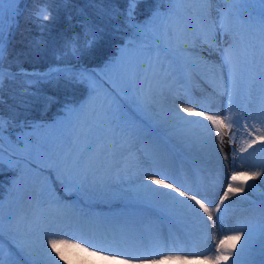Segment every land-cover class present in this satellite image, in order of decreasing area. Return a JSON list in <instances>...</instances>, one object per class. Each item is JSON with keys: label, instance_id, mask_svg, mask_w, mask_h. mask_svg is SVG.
<instances>
[{"label": "snow or ice", "instance_id": "6c2138e0", "mask_svg": "<svg viewBox=\"0 0 264 264\" xmlns=\"http://www.w3.org/2000/svg\"><path fill=\"white\" fill-rule=\"evenodd\" d=\"M67 2V0H64ZM92 5L100 4L97 9V16L102 21L105 18L111 20L121 15L119 9H109L103 7L105 0H88ZM143 0H127L128 8L125 16L128 28L131 30L129 39L118 48V55L109 60L100 70L99 74L89 73L82 70L74 73L70 69L51 68L42 74H29L21 72L26 78L29 87L24 88V94L35 95L31 92L32 85L37 83H57L63 79L65 86L72 84L87 83L90 95L87 103L75 105L65 103L62 111L64 117L58 123L51 125L52 132L48 137L34 141L32 136L35 129L44 128L42 124H30L21 122V127H29L32 132H21L17 136L15 151L12 155H18L26 163L34 155L50 160L60 177L61 184L67 189H75L83 192L89 190H100L107 186L112 179L114 170L120 168L117 162V130L118 125L113 117L116 111L124 107L123 98L127 97L146 116L148 123L141 121L142 131H150V123L155 120L161 126H167V130H184L188 126H199L211 136L215 130L216 137L222 138V130L232 129L234 126L240 127V120L245 121L243 129L252 137L247 147L252 148L258 141L264 144V0H226L231 7L226 8L218 20L211 17V9H194L192 7L183 8L181 11L177 5H211L214 0H154L158 5L167 4L168 7L156 8L145 22L136 21V7ZM20 0H0V103L3 102L2 90L5 79L16 80L18 73L11 69H5L4 57L6 44L4 39V20L6 15L5 5H9L7 15L9 18V30H11L15 17L19 12L18 8L11 7L18 5ZM237 5L254 7L240 8ZM34 16L37 20L48 21L51 14L46 7H40ZM84 27V47L93 48L98 41L103 39L104 28L102 24L88 20L83 23ZM47 27V25H40ZM120 26H116L119 31ZM219 32L225 41V46L221 50V62L219 65L209 64L203 61L212 82L217 88H223L228 95V114L222 118L219 113H212L210 109L201 108L196 110V106L181 107L177 112L175 109L156 110L158 103L157 96L162 85L174 74L173 65L177 54L183 57L190 48H195L198 43L207 44L212 47L216 43V35ZM78 39V38H77ZM73 55H79L81 46L76 40L69 41L66 45ZM189 59L193 63L199 62L202 58L198 55H191ZM227 75H224V72ZM109 77L111 87H106L102 77ZM29 76H38V79H27ZM259 81L260 95L259 102L255 108L256 117L253 120V127H250L249 114H242L239 118H233L234 110H239L235 105L236 98L240 95L244 85H248L249 96L253 82ZM100 101L99 108L97 102ZM107 104L105 110L104 105ZM252 110L247 108L245 113ZM180 112L189 116L202 117L211 124V129L204 125L201 120H190L180 115ZM12 121L6 120L0 115V172L3 171L5 160L4 140L5 132L11 126ZM67 132V135L64 133ZM235 133L230 136V143L234 142ZM11 143V140L9 141ZM63 145V147H58ZM246 151V149H244ZM253 152L264 153V147L253 148ZM151 154L159 159L166 158L165 146L162 143H154L151 147ZM253 153H249L252 155ZM12 155L9 156V168H21V162L13 163ZM233 171L228 178L227 188L223 195L219 197V203L213 209L212 202L205 197L197 198L196 193L189 190H181V186L175 185L174 181L165 182L169 177L162 174L148 175L147 179L151 183L162 185L167 192H161L151 187L148 183H141L137 186L138 193L145 200H157L163 198L173 209L177 206L186 209L197 220H199L207 231L209 225L204 221L196 210V206L207 217V221H219L221 216L228 211L233 204L238 201H231L230 197L245 192V187L251 191L258 187L256 184H248V180H255L264 177V166L261 170L236 169L233 152ZM243 161L244 157H240ZM118 175V174H117ZM158 177V178H157ZM21 176L14 180V185L21 182ZM264 184V179L261 180ZM47 187L42 192H49ZM171 193H178L177 199ZM18 203H22L28 196V190L23 192L17 190ZM248 197L241 196L240 200H247ZM187 201H192L189 204ZM225 201H230L225 203ZM43 204L42 199H36L32 207L39 209ZM254 212L259 213V218L255 222L249 221L243 227L231 229L232 234H225L215 245V254L204 256L210 264H225L231 260L232 264H264V199L252 203ZM221 215L213 216V212ZM55 221H49L43 213L33 210L31 212H17L13 207H9L7 215L4 212L3 199L0 197V264H4L2 238L7 230L11 238L17 243L21 252L28 257L35 255L36 246L42 253L39 262L33 264H55V258L49 253L51 249L56 257L64 259L63 251L74 248L80 251L89 252V248L94 249L90 255H98L103 249L96 248L95 245H88L86 240L77 236H70L66 232L60 233L53 229ZM211 227H216L215 222ZM27 235L28 239L23 236ZM62 237V238H61ZM243 237L244 242L240 244L239 251H236V244ZM79 241V242H75ZM259 256V261L254 256ZM105 260L117 261V264H166V262L176 261L178 264H186L187 257L184 255H160L159 257H134L122 256L115 253H108L101 257ZM18 264H25L24 260Z\"/></svg>", "mask_w": 264, "mask_h": 264}, {"label": "bare ground", "instance_id": "6f19581e", "mask_svg": "<svg viewBox=\"0 0 264 264\" xmlns=\"http://www.w3.org/2000/svg\"><path fill=\"white\" fill-rule=\"evenodd\" d=\"M8 6L9 5H5V9H7ZM177 7L182 10L186 8L184 5H177ZM216 40H218V37ZM217 46L218 45H214V47ZM198 47L200 46L198 45ZM191 51L189 56L195 54L202 58L197 62L200 64V68H195L191 64L188 56L181 57L180 54H177L173 65L174 74L168 79L167 83L162 85L157 96V100L160 104L155 105L156 110L160 111L163 109L167 111L170 109L169 107L167 109V105L162 103L163 99H159L161 93L165 89L172 93V96L179 95V100H183L182 102L186 103V107L195 105L197 111L201 108L210 109L208 114L219 113L222 118L224 115L228 114L227 92L223 88L216 87V84L212 82L203 63V61H208L209 64L219 65L221 60L215 56V53L207 55L201 47L199 50L192 49ZM181 60H185L186 62L185 74H195L194 76L196 78L194 79L196 85L194 86V90H192L193 87L189 85L188 80L184 79L185 74L182 75V72H180L179 61ZM87 72L98 74L94 70H89ZM224 75H227L226 70ZM182 90L187 91L188 94L191 92L192 95L189 96L190 99L184 97V93H181ZM223 92H226L225 96H219ZM259 93L260 84L257 80L253 82L251 96H249L246 84L242 87L241 93L235 101V105H238V107L243 105L252 110L250 112V121L252 122L255 119V108L259 102ZM246 95L250 99L241 103V100L244 99ZM135 110L141 112L138 109ZM222 112L224 113L223 116L221 114ZM118 113L120 114V112ZM190 117L191 120H201L204 125H207L208 128L211 129L212 126L210 122L203 120L202 117ZM239 117L240 114L238 110H234L233 118ZM241 124L240 120V125ZM151 126L158 130H167V126H161L155 120L150 123V127ZM187 128L190 127L188 126ZM194 128L199 130V136H193L194 140L190 141L189 138H186V133L185 136L179 135V142H177L180 147L182 145L183 148L190 151V156L181 155L177 152L178 150H172L174 156L170 155L168 146L164 144V139L156 135L152 130L144 133L143 131H133L131 129L126 136L123 135L125 134L124 131L120 132L118 136L120 142L117 144L116 149L117 162L120 164V168L113 171L112 179L106 187L96 191L89 190L88 192H83L73 190L72 192H67L69 189L61 184L57 171L50 172L47 171V167H43L45 165H42V167L38 166L44 173H49L53 176L52 179L54 180H52V183L44 181L40 184L39 179L33 181V183L26 188L28 190V196L24 198L23 202L18 203V201H14L15 203H11L9 207H13L18 213L35 210L38 213H43L49 221L56 220L52 230L60 233L66 232L70 236H77L82 240H86L88 243L82 245V247H88L90 244L95 245L96 248L103 249L104 251L101 252L107 254L115 253L122 256L134 257L173 255L171 250L174 249L178 252L176 255L186 256L189 264H210V261L204 259V256L214 255L215 245L218 240L225 234H232L230 231L231 228L229 227L230 221L234 226H245L243 222L246 217L247 208L252 207L254 201L258 202L264 199V184H261V180L264 179V177L256 179L259 183H255L254 180L247 181L248 184L258 185L257 188L249 191L246 186L244 193L231 196L230 200L238 201V203L233 204V206L221 216L219 221H207V217L204 216V213L196 206V210L199 212L200 216H202L204 221L209 225L207 231H205L204 225L186 209L180 208L179 206L173 209L163 198H158L157 200L143 199L137 191V186L141 183H148L152 188L158 191H170V189H165L162 185L151 183L149 180L141 181L143 176L146 175H156L158 173L166 175L169 177V180L166 182L174 181L175 185L181 186V190L187 189L192 193H196L197 198L205 197L212 202L214 209L215 204L219 203V197L223 195V191L227 188L228 178L233 171V152L236 153L234 165L236 169L251 168V170H261L260 166H264V160L262 158L264 157V153L253 152V148L258 149L264 147V144L258 141L252 148H248V142L252 137L246 132L243 147L239 151L233 149L228 151L223 148L220 139L216 137L215 130H212L211 136L209 137L208 132L203 128L199 126H194ZM167 131L165 132L169 134V136L162 137L169 139V137H175L177 134L186 130L176 129L169 132ZM262 131H264V126H262ZM157 142H161L165 146L166 158L164 159L166 160L164 163H159V158L154 157L151 153H149L152 158L150 161L147 157L144 158V160L134 157V159L131 158V156L137 155L139 151H141L139 156H146L145 149L148 148L147 146ZM192 142L193 144L190 145ZM191 146H194V148H191ZM58 147H63V145H58ZM244 149H246V151ZM249 153L253 154L249 155ZM197 155L200 160L204 161L203 163H199L200 166L209 175L206 183L204 182L206 176L200 174L201 169L199 165L197 164L196 166L194 164L196 162L194 157ZM241 156L244 157L243 161L240 159ZM146 162H150L149 164H151L152 167H144V165H147ZM166 163H168V165L173 163V165L165 166ZM168 167L170 168L167 170L166 168ZM121 171H126L129 180L132 182L131 184H127V186L121 184L123 187L117 186L119 183L118 175ZM202 182L203 185L200 184ZM45 187L50 189V191L42 192V189ZM56 188L62 189L61 191L64 193L63 195H65V198L73 200H69L66 203L61 200L60 202L54 201L53 198L56 195ZM247 192H252L253 195L249 196ZM171 194L177 197V199H184L183 197H179L178 193ZM245 195L248 199L240 200V197ZM32 198L33 202L30 204ZM36 199L43 200V204L39 209H34L32 207ZM229 202L230 201H225L226 204ZM187 203L191 204L193 202L187 201ZM6 209L5 215H7L9 208ZM217 215L221 214L214 211V218ZM214 222L216 227L213 228L211 225ZM184 226L187 228L188 226L191 227V230H189V232L187 231V234L190 236L188 238L186 236V229L184 231ZM157 230L166 232L167 235L165 240L158 236L156 233ZM5 232L9 233L7 230ZM25 239H28V237L26 236ZM10 240L13 241L14 244H17L13 239ZM243 242L244 240L242 237L236 244V251H239L240 244ZM194 243L197 244L196 247L192 246ZM36 248L37 250L34 256L28 257L24 255L25 258L21 257L20 260L23 259L25 264H33L34 260L39 262L42 258V253L39 249V245H37ZM65 250L67 253H63L64 259L61 260L59 257H56V254L53 253L51 249H48L49 253L55 258V264H117V261L102 259L101 257L103 255L101 254L95 256L90 255L89 252L94 250L92 248H89V252L74 248ZM254 259L259 261L261 258L257 255L254 256ZM47 264H50V262H47ZM166 264H172V262H166ZM225 264H232V262L229 260L225 262Z\"/></svg>", "mask_w": 264, "mask_h": 264}, {"label": "rangeland", "instance_id": "374dc122", "mask_svg": "<svg viewBox=\"0 0 264 264\" xmlns=\"http://www.w3.org/2000/svg\"><path fill=\"white\" fill-rule=\"evenodd\" d=\"M146 1V0H143ZM152 2L147 5H143L140 7L138 10L136 7V21L139 23H143L146 21V19L153 14V10L160 7V8H167V4L163 5H158L154 2V0H151ZM76 7L79 9L82 5L84 6H92L88 2V0H69L64 2V0H20V3L18 5H12L11 7L13 8H18L19 12L15 17V22L12 25L11 30H9V18L7 15V9H6V15H5V20H4V39H5V44H6V51L8 48V45L10 44L11 39L15 34H22L21 37L23 41L26 39V43L30 45L32 48L34 46H37L38 44L44 45V48H49L52 50L50 51L51 57L50 61H54L57 64L52 65L51 67L47 68L44 71L40 70H25L22 69L23 72L29 73V74H42L47 72L51 68H63V69H70L74 73H79L82 70H94L98 74L100 73V70L103 69L104 65L111 59L115 58L118 55V48L122 46L130 37L131 35V30L128 28L125 16H123V25L120 26L121 32L118 35H113L109 34L108 31H105L103 34V39L98 41V43L91 49L84 47V27L81 28L80 32H77L76 35L71 38L70 41L76 40V42L81 46V53L77 55H73L70 51V49L67 50L66 53V45L68 44L65 42H62L60 37L62 36V32L59 30L60 28L58 27V24H54L56 21L57 17L59 14H61L59 17L61 19H65L68 17L67 15V10L68 7ZM110 5V2L108 0H105V3L103 4V7H107ZM114 5V3H113ZM95 6L94 9H98L101 7L100 4L93 5ZM138 6V5H137ZM40 7H46L48 11L51 14V19L48 21H43V20H37L36 17L34 16V13L40 8ZM184 7H192L194 9H199L200 7H203L204 9H208L210 7L211 9V17L214 20H218L220 15L224 12L226 8L231 7L226 0H214V2L209 6V5H184ZM236 7L240 8H245V7H254V6H246V5H237ZM128 8V3L127 6L125 7V10ZM57 9V16L56 14L53 13L54 10ZM124 10V11H125ZM182 11V9L180 8ZM68 19V18H67ZM34 21L37 23L36 29L33 30V25L31 21ZM69 20V19H68ZM40 25H47V27H40ZM51 29V30H48ZM29 33V35H27ZM108 33V34H107ZM114 36V37H112ZM217 37L218 40H216L215 45H218L217 47H209L207 44L204 43H198V45L201 47V49L207 53V55H212L215 53V56H217L221 60V50L225 46V41L224 39L221 38L219 32H217ZM216 37V38H217ZM49 38L50 43H45L46 39ZM78 38V39H77ZM115 39H119L118 43L113 47L112 42H114ZM116 41V40H115ZM40 42V43H39ZM38 43V44H37ZM195 47V48H190L189 52L185 54L184 56H188L191 54L192 49H197L199 50L200 47ZM115 49L114 54L108 58L106 61H102L101 59L98 61L95 59V54L99 55H104L109 49ZM6 53V52H5ZM23 52H17V56L8 58L7 61L8 63H16L20 65L21 63H24L22 59L26 57L28 53L23 54ZM86 60L89 62H94L101 64L99 67H90L86 65H80V60ZM78 61V62H77ZM180 62V69L182 72V75L185 74L186 71V62L185 60H181ZM191 64L195 68H200L199 63H193L190 60ZM188 66V65H187ZM6 70L8 68H5ZM12 72L18 73V78L23 79V82H14V80H9L5 79L4 81V86L2 90V97H3V102L0 103V115H2L6 120H11L12 124L11 126L7 129L5 132V140H4V153H5V160H4V165H3V171L0 172V197L3 199V206H4V212L6 208H9V205L12 203H15L18 201V196H17V190L23 192L27 186H29L33 181L39 179L40 184H42L44 181H47L49 183H52L53 176L49 173H44L43 170H40L38 166L45 165L43 167H47L50 172L56 171V168L53 166L52 162L50 160H47L43 157L36 156L34 155L32 158H30L26 163L23 161V158L18 156V155H12L15 151V144L17 143V136L23 131V132H32L33 129L29 127H21V122H27L30 124H42L45 127L44 128H37L34 131V134L32 136V139L34 141L43 139L45 137H48L51 132V125L53 123H58L60 120L63 119L64 117V112L62 111L63 106L65 103H72L75 105H80L83 103H87L90 95V89L88 87L87 83H78V84H72L70 86H65V81L61 79L59 83H57L55 80H53L51 83H37L35 85L30 86L31 87V92L35 93V95H27L25 96L24 94V88L29 87L26 83V78L22 75L19 74L21 72V69L14 71L11 70ZM195 74H185L184 79L188 80L189 85L193 87L192 90H194V86L196 85L194 76ZM112 76L111 73H109L108 76L102 77L104 80V83L106 87H111V84L109 82V77ZM178 78V77H177ZM27 79H38V76H29ZM169 87V86H168ZM177 87H178V80H177ZM248 87V85H247ZM170 88V87H169ZM196 90V88H195ZM181 93H184V97L186 99L191 96L188 94L187 91H181ZM226 92H223L219 96H225ZM260 94V93H259ZM248 95V94H247ZM246 97L241 100V103L245 102V100H249V97ZM259 98V96H258ZM104 97L103 95L100 96V100L97 102V108H99V103L100 101H103ZM159 99H163L162 103H165L170 109H175V111L179 112L181 107H186V103H183L181 100H179V95L177 96H172V93H170L168 90H165L161 93V96ZM190 99V98H189ZM123 104L124 107L116 111L117 114L114 118L118 125V130H117V141L118 143L120 142L119 139V133L124 131L126 136L131 129L133 131H142V125L141 121H144L148 123L147 116L139 109L136 107L135 104L132 103L131 100H129L127 97L123 98ZM157 104H160L159 101ZM105 110L107 109V105H104ZM130 109V110H129ZM135 109L140 110L141 112L136 111ZM168 109V110H170ZM238 112L240 114V117L242 114H249L250 113H245L246 107L243 105H240L238 107ZM132 111V112H131ZM120 112V114L118 113ZM140 114V115H139ZM223 116V112L221 113ZM181 116H184L186 119H190L191 117L183 112H180ZM256 117V113H255ZM241 125L239 128L233 127L232 129H224L222 130V138H219L223 148L230 151V150H236L239 151L243 147V141H244V136H245V131L243 129V125L245 121L241 119ZM248 123L251 127H253V122L248 120ZM141 125V126H139ZM152 127V126H151ZM150 129L152 132H154L156 135L161 136L162 139H164V144L168 146L170 155L174 156L172 153V150L177 151L181 155H188L190 156L191 154L189 153L190 151H187L188 149L183 148L177 144L179 142L178 138H180L179 135H187L186 138H189L190 141L194 140L193 136H199L197 129L194 128V126H189L190 128H186V131H183L182 133L177 134L175 137H169L167 139L166 137L163 138L162 136H169L165 131V129H156L152 127ZM150 130V131H151ZM163 131V134H162ZM188 131V132H187ZM144 133L149 132V131H143ZM169 132V131H167ZM235 133V140L234 142L230 143V136ZM68 133L65 132L64 135H67ZM11 140V143L9 142ZM161 143V142H159ZM182 144V143H181ZM193 142L190 144L192 145ZM148 148L146 150V156H139L141 154V151L138 152L137 155L131 156L132 159H142L148 158L149 161L152 159L149 155L151 153V147L152 144L147 146ZM191 148H194V146H191ZM148 153V154H147ZM175 154V152H174ZM12 155V160L13 163L20 161L21 162V168H9V156ZM134 157V158H133ZM257 157V156H255ZM195 165H199L200 174H204L206 177L204 178V182L206 183L208 180L209 175L207 174L204 169L200 166L199 163H203V160H200L199 156H195ZM192 157V159L194 160ZM264 160V157H262ZM166 159H159V163H164ZM183 160V158H182ZM188 161V160H187ZM147 165H144V167H152L150 162H146ZM168 163L165 164L167 166ZM173 163H170L168 166H172ZM170 167L166 168L167 170ZM21 173H23V179L21 182L18 184L14 185V180H17L21 176ZM147 176H143V179L141 181H148ZM118 180L119 183L117 184L118 187H123L127 186V184H131L132 182L129 180V177L126 174V171H121L118 175ZM166 182V181H165ZM255 183H259L258 180H254ZM123 186H122V185ZM203 185V182L200 183ZM61 188H56L55 192L56 195L54 196L53 200L56 202L63 201L64 203L68 202L69 198H65L64 193L61 191ZM75 189H69L67 192H72ZM66 194V193H65ZM249 196H252V192H247ZM69 195V194H67ZM65 198V199H64ZM77 198V197H76ZM75 198V199H76ZM15 201V202H14ZM33 198L30 201V204H32ZM101 204V203H100ZM7 210V209H6ZM183 212V211H181ZM259 218V213L254 212L252 207L247 208L246 212V217L244 219L243 225L248 224L249 221H252L253 224L258 220ZM56 221V220H54ZM230 227L237 228V225L230 224ZM239 225V224H238ZM184 231L186 229V236L187 238L190 237L187 234V231L191 230V227H183ZM188 229V230H187ZM155 231V230H154ZM141 233V231H140ZM156 233L160 238L165 240L166 237V232H160V230H157ZM9 233H4L3 238H2V247H3V260L4 264H18V261L22 258H25L24 254L21 252V249L17 246V244H14L13 241L10 239L11 236L7 235ZM7 235V236H6ZM26 234L23 236V238H26ZM179 242V241H178ZM192 246L196 247L197 244H192ZM173 255H176L178 253L176 250L172 249L171 250ZM63 253H67L66 250L63 251ZM99 254L101 255H106L107 253L105 252H100ZM172 264H178L176 261H171ZM186 264H189L186 261Z\"/></svg>", "mask_w": 264, "mask_h": 264}, {"label": "trees", "instance_id": "16d2710c", "mask_svg": "<svg viewBox=\"0 0 264 264\" xmlns=\"http://www.w3.org/2000/svg\"><path fill=\"white\" fill-rule=\"evenodd\" d=\"M108 2H110V5H108L106 8L120 10L121 15H119L118 18H113L111 20L105 18L104 20L101 21L99 17L97 16V9H94L95 6L82 5L79 9H77L76 7L74 8L69 5L68 10L66 11L68 15L67 18L69 20L67 18L61 19L59 17L61 14H59L56 21L54 22V24L55 23L58 24V27L60 28L59 30L62 32L61 34L62 36L60 37L62 42L67 43L68 41H70L73 35L75 36L77 32L81 31V28L83 27L82 26L83 23L88 20H92L94 22L102 24L104 28V32L108 31L109 34L111 33L113 35L114 34L118 35L121 32V29L117 31L116 26L123 25V22H122L123 16H124L123 13L125 12L124 10H125V7L127 6V0H108ZM151 2H152L151 0L143 1L138 4L137 9L139 10L140 7H142L143 5L150 4ZM56 12H57V9L53 11V13L56 14L57 16ZM31 22L33 25L32 26L33 30L36 29L37 23H35L33 20ZM48 30H51V29H48ZM21 35L22 34L19 35L18 33L15 34L13 38L11 39L10 44L8 45V48L5 53V57H4V67L5 68H8V69L10 68L11 70H14V71H17L19 69L44 71L47 68L51 67L52 65L57 64L54 61H50V58H52L50 51L52 50L49 48V46L48 48H44L45 44L41 45L37 43L38 45L32 48L30 45L25 44L26 39L23 41ZM27 35H29V33H27ZM115 40L114 42L111 43L113 47L119 41V39H115ZM45 43H50L49 38L46 39ZM114 50L115 49L111 48L104 55L95 54V59L96 60L101 59L102 61H106L108 58H110L114 54ZM17 52H23L22 56L23 54L28 53L26 57L22 59L24 63H21L20 65L13 63V62L8 63L7 61L8 58H11L14 56L18 57V55L16 54ZM80 65H86L90 67L101 66V64L89 62L84 59L80 60ZM23 81H24L23 79H20L18 77L16 80H14V82H23Z\"/></svg>", "mask_w": 264, "mask_h": 264}, {"label": "water", "instance_id": "95a60500", "mask_svg": "<svg viewBox=\"0 0 264 264\" xmlns=\"http://www.w3.org/2000/svg\"><path fill=\"white\" fill-rule=\"evenodd\" d=\"M89 71V70H88Z\"/></svg>", "mask_w": 264, "mask_h": 264}]
</instances>
